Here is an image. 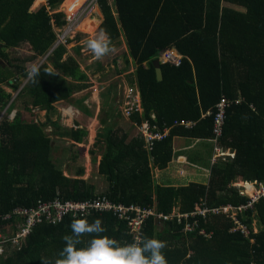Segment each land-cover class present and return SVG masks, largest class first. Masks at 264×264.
I'll return each instance as SVG.
<instances>
[{
	"label": "trees",
	"instance_id": "16d2710c",
	"mask_svg": "<svg viewBox=\"0 0 264 264\" xmlns=\"http://www.w3.org/2000/svg\"><path fill=\"white\" fill-rule=\"evenodd\" d=\"M63 1L45 0V5L42 0H0V235L8 238L1 245L0 264H41V258H57L64 246L62 237L71 234L70 224L78 218L89 223L100 219L106 229L102 235L122 243L133 240L135 232L126 222L133 214L124 218L91 211L66 213L59 220L42 215L13 245L27 219L23 211H33L56 198L85 203L105 197L112 205L144 208L165 217L172 216L173 209L191 214L199 200L207 210L246 205L247 199L230 186L236 181L264 184V0H112L111 7L107 0H98L103 16L99 29H106L112 42L121 34L125 38L134 66L126 78L137 85L143 117L148 120V113L153 112L152 122L168 125L177 120L180 126L168 138L154 140L149 151L137 138L119 135L113 127L104 128L98 174L107 187L99 194L85 181L62 175L43 130L48 123L60 129L49 116H54V105L88 87L77 60L70 55L62 58L65 46L78 38L48 54L37 82L27 78L25 62L45 55L56 42L51 21L56 28L65 24L64 16L54 13ZM94 28L85 25L87 32ZM21 44L29 47L32 57L9 56L8 49ZM169 47L183 57L178 68L157 62L161 51ZM73 50L78 55V48ZM45 69H53L55 74L49 75ZM3 85L16 91L15 97ZM18 98L28 99L21 102L25 111H45L46 121L23 122L19 112L8 119ZM221 98L228 105L221 134L215 137L212 117ZM188 122L191 128H186ZM67 135L79 142L86 132L75 128ZM174 135L208 140L212 146L230 149L234 157L213 164L205 186L188 184L175 189L154 185L151 170L165 169L170 163ZM75 158L73 155L70 161ZM82 176L83 170L78 169L73 177ZM247 190L250 194V185ZM236 217L247 235L232 230L234 221L223 213L162 221L148 217L140 231L166 242L162 251L167 264H264V201ZM252 220L260 224L256 232ZM184 224L192 225L193 230H184ZM89 239L83 237L77 247H85Z\"/></svg>",
	"mask_w": 264,
	"mask_h": 264
},
{
	"label": "rangeland",
	"instance_id": "374dc122",
	"mask_svg": "<svg viewBox=\"0 0 264 264\" xmlns=\"http://www.w3.org/2000/svg\"><path fill=\"white\" fill-rule=\"evenodd\" d=\"M84 1L85 0H81L80 4ZM66 3L67 0H64V8L66 9V12L69 13L70 10L67 9L69 6L67 7ZM30 10L31 12L35 10L34 4ZM65 28L66 27L54 29L55 34L58 35V40L62 36ZM95 30L96 28L93 33L86 34L87 31H83L81 26H79V29L75 30V33L72 36L73 38L75 36H79L80 38L81 45H77L79 50L78 55H75L77 53L74 52L73 48H75V45L72 43L66 48L68 52L62 55V58H65L68 53L71 57L77 60L80 72L86 75L88 87L80 92L72 93L68 100L60 101L54 105V116H49L52 118V122L56 120L60 129H58L57 126L55 129L54 126L48 123L43 130L45 135L50 139V143H52V157L56 166L62 170L63 176H66L69 179H78L73 176L78 169H82L83 176L79 177V179L90 185L95 194H99L107 187V181L98 174V166L103 152L102 148H100V146H103V138L101 137L103 129L111 126L120 133H126L128 138L135 136V130L128 124L127 120L124 119L123 114L121 115L122 110H124L127 105L126 98L132 97L135 93L128 88L125 89L127 84H129L126 77L132 72V68L129 66L126 72H117L124 68V62L122 60L123 45L114 46L113 44L115 51L100 60H96L91 52L85 47V41L91 39L94 36V33L96 35L99 29ZM59 43L60 40L57 42V45H59ZM50 51L51 49L48 52ZM8 52L9 56L16 58L32 57L33 55V52L29 50V47L26 44H21L17 48H10L8 49ZM173 55L176 54L173 53ZM162 57L163 54L161 55V58ZM42 58L43 56L32 57L31 60L25 62V67L29 68L32 63L37 64ZM113 61L116 62L113 63ZM179 61L181 62V58ZM23 82L24 80H22L19 87L22 86ZM2 87L4 88V91L11 93V96L15 97L14 94L16 91L11 92L5 85ZM23 101H28V99L18 98L14 102L13 109L7 116L8 119L12 118L16 112H19L23 122L42 123L46 121L47 115L45 111H40L38 109L25 111L23 110V105L21 103ZM129 105L133 107L132 102H130ZM134 106L139 113L138 107L135 104ZM116 115H118V117H116ZM1 117H3V111L0 114V118ZM103 121H105L106 124H103ZM115 125L117 127H115ZM75 128H81L86 132V135L83 136L79 142L71 141L67 135L68 130ZM141 131L144 134L146 133L145 126ZM73 155L77 158H75L74 161H70V157ZM217 155L219 154H215L216 157H214L215 159L213 162L217 160ZM175 164L177 166V163ZM237 187L239 193L241 195L245 194V197L248 198L247 195L250 194L247 192V185H238ZM254 189L258 190L256 186ZM178 212V209H173L172 215H176ZM251 227L252 231L256 232L260 229V224L257 220H252ZM9 232L10 228H6L5 233Z\"/></svg>",
	"mask_w": 264,
	"mask_h": 264
},
{
	"label": "clouds",
	"instance_id": "9594fccd",
	"mask_svg": "<svg viewBox=\"0 0 264 264\" xmlns=\"http://www.w3.org/2000/svg\"><path fill=\"white\" fill-rule=\"evenodd\" d=\"M43 1L44 4L47 5L45 0ZM62 5L63 3L54 13L62 14L64 19H66V9L64 8V5ZM52 27L53 30L56 29L53 21ZM75 38L80 40L79 36H75L72 39L74 40ZM78 40L73 42L75 47L79 44ZM57 46L58 45L55 42L50 52L43 55V58L37 64L32 63L30 67L26 69L27 78L29 80L37 82L36 78L40 75L41 64L46 60L48 54ZM85 47L91 52L96 60H100L115 51L110 34L103 28L99 29L96 35L91 39L85 41ZM65 48H67V46H65ZM66 52H68V50H66ZM173 53L180 56L182 60V55L175 52ZM161 55V64L167 63L170 64L171 67H175L174 64L163 61ZM45 71L49 75L55 74L53 69H45ZM126 99L128 100H126L127 105L124 110L130 108L132 111L131 114L137 112L134 104L138 109L140 106L139 100H136L135 95L127 97ZM130 102L133 103V107L129 105ZM185 126L189 127L188 123H186ZM70 229L71 234L62 237L64 246L59 251L58 257L55 259L46 257L41 258V264H167L166 257L162 251L167 246L165 241L150 238L143 234H137L131 242L122 243L114 238L102 235L106 229L103 227V223L100 219H96L91 223H89L86 218L73 219L70 224ZM85 236L90 237L86 246L77 247L83 243L82 238Z\"/></svg>",
	"mask_w": 264,
	"mask_h": 264
},
{
	"label": "crops",
	"instance_id": "0c3cea01",
	"mask_svg": "<svg viewBox=\"0 0 264 264\" xmlns=\"http://www.w3.org/2000/svg\"><path fill=\"white\" fill-rule=\"evenodd\" d=\"M70 1L71 0H68L67 3ZM74 1H75L74 3H77V6L81 5L80 4L81 0H74ZM42 2L44 4L43 0H42ZM67 3H66V5H67ZM107 3H108V6H110V7L113 5L112 0H107ZM67 7H68V5H67ZM64 11H65V9H64ZM87 18H90L91 20L86 22L85 25L90 23V24H93L95 26L96 30L99 29L101 23L103 22V16H102L101 11H100V6L98 7V5H97V7L93 10V13ZM84 21L82 22V24L84 23ZM85 25L82 28L83 31L85 30ZM93 32H94V30L90 31V32H86V34L87 33L88 34L93 33ZM94 35H95V33H94ZM119 42L121 45L119 44ZM78 43L80 44V40H78ZM112 43L114 44V46H116V45L122 46L123 45V47H122L123 48L122 60L124 62V68H123V70H125L124 72L127 71L129 66L133 70L134 66H133L131 59L129 57V51H128L124 36L121 34L119 36V38L117 39V41L112 42ZM166 50H171L175 53H178L172 47H169L163 51H166ZM163 51H161V53ZM126 60H128V63H125ZM115 62L116 61H113V63H115ZM157 62L161 63L160 57H158ZM127 88L131 89L135 93L136 100L137 101L139 100V106H140L139 113L134 112L133 114L127 115L125 110H122L121 115L123 114L124 119H126L128 124L131 127H133V129L135 130V136L134 137L141 141L142 148L149 151L151 149V147L153 146V142H148L145 139L144 133L141 131L144 126L146 129V133L150 132V133H157V134L163 135V137L160 140H155V141H161V140L168 138L170 136L172 129L180 127L178 125L179 122H177V120H174L173 122H171L168 125L166 123L158 125V124L154 123L155 122L154 121L155 115L153 112L148 113L149 118L147 120L146 118L143 117V108H141L140 96H139V92L137 89V85L135 84V82H132V84H127L125 89H127ZM126 100H128V99H126ZM133 116L136 117L137 119L139 118L140 121L137 122V120L135 118H133ZM116 117H118V115H116ZM152 121H154V122H152ZM188 123L190 126L191 123L190 122H188ZM109 127H111V126H109ZM115 127H117V126L115 125ZM191 127L192 126L186 127V128H191ZM117 133L119 135L126 134V133H120L118 130H117ZM215 154H219L220 156L217 155V158H216L217 160L215 162H213V160L215 159L214 157H216ZM171 155H172L171 156L172 160L167 165V167L165 169L151 170V177H152V182L154 185L163 186V187H171V188H175V189L185 187L188 184H193V185H197V186H200V185L205 186L207 184V180L209 177L210 167L213 166V164H215L218 160L223 161L226 158L232 159L234 157V154H233V152L230 151V149L221 148V146H219V145L218 146H215V145L212 146V143H210L208 140L201 141V140H197V139L185 138L181 135H174L171 138ZM231 156H232V158H231ZM175 163H177V166ZM62 175H63V172H62ZM64 177H66V176H64ZM66 178H68V177H66ZM238 185H241V186L250 185L251 188H252V186L257 187L258 185H262V187H264V184L260 183V182H248V183L247 182H241V181L233 182L230 187L236 189L238 191L239 196L246 198V199H247V197H245V194L241 195L239 193V189L237 187ZM243 188H245V187H243ZM245 193H246V191H245ZM203 205H204V203L201 200H199L198 204L195 206H203Z\"/></svg>",
	"mask_w": 264,
	"mask_h": 264
},
{
	"label": "built area",
	"instance_id": "2783aa9c",
	"mask_svg": "<svg viewBox=\"0 0 264 264\" xmlns=\"http://www.w3.org/2000/svg\"><path fill=\"white\" fill-rule=\"evenodd\" d=\"M98 0H85L80 6H77V3H74L72 6H69L67 9L70 10L69 13L66 12V19L65 24L63 27H66L65 30L62 33V36L59 38L60 43L62 45H66V42L68 40L72 39L73 34L75 33V30L79 29V26L82 24V22L89 17L93 10L97 7ZM62 28V27H61ZM78 34V33H77ZM75 34V35H77ZM74 35V36H75ZM72 37V38H71ZM64 39V42H63ZM58 35H56V44L59 42ZM180 56L173 55L172 51H165L163 52V61L170 62L171 64H174L175 67L180 66ZM228 102L221 98L215 105L212 117L213 122V133L215 137H219L221 134V126H222V120H223V112L225 108L227 107ZM126 114H131V110L126 109ZM189 125V123H188ZM145 139L148 142H151L153 140H160L163 135L157 134V133H145L144 134ZM255 186H252L251 193L248 195L247 203L244 206H238V207H231L226 206L218 209H211L207 210L206 208L202 206H195L194 212L191 214H176L172 215L170 217H165L161 215H155L152 211H147L146 209H141L138 207H129L124 208L121 205L115 206L112 205L105 197H97L92 201L85 202V203H70V202H61V200L57 199L50 204H42L38 207V209H35L33 211H23L27 219L25 220V224L20 228V231L15 235V237L12 240V244L16 245L18 243L17 239L25 236L29 230L32 228L35 221L42 218L41 216H46L47 219L52 218L54 215V219L59 220L60 217L66 213H71L73 215L77 214L78 212L81 213H89L91 211L94 212H112L114 214H117L120 217L126 218V214H133L132 217H127L126 222L127 225L135 232L133 238L137 234H141L140 228L141 223L143 220H146L148 217H153L156 219V221H162V220H168L172 219L173 217H176L178 219L180 218H187L189 216H205L207 213L211 214H220L223 213L227 215L229 218H231L234 221L235 228L232 230H240L244 235H247V230L245 227L240 223V221L237 219V213L242 212L243 210L250 209L254 204L264 201V187L257 186L256 188L258 190L254 189ZM229 210V211H228ZM54 213V214H52ZM232 213V215H231ZM192 225L190 224H184V230L191 231ZM200 232H202L200 230ZM8 240V238H4L0 235V253H1V245L5 243V241Z\"/></svg>",
	"mask_w": 264,
	"mask_h": 264
},
{
	"label": "water",
	"instance_id": "95a60500",
	"mask_svg": "<svg viewBox=\"0 0 264 264\" xmlns=\"http://www.w3.org/2000/svg\"><path fill=\"white\" fill-rule=\"evenodd\" d=\"M3 49H5V47H3ZM159 71H158V69H155V75H156V77L158 78L159 77ZM9 83H10V81H8Z\"/></svg>",
	"mask_w": 264,
	"mask_h": 264
},
{
	"label": "bare ground",
	"instance_id": "6f19581e",
	"mask_svg": "<svg viewBox=\"0 0 264 264\" xmlns=\"http://www.w3.org/2000/svg\"><path fill=\"white\" fill-rule=\"evenodd\" d=\"M89 20H91L90 18H87L84 23L81 25V29L83 28V26L85 25L86 22H88Z\"/></svg>",
	"mask_w": 264,
	"mask_h": 264
}]
</instances>
